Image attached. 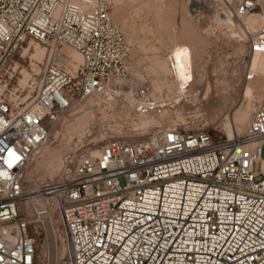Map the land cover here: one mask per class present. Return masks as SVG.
<instances>
[{"label":"built area","instance_id":"obj_1","mask_svg":"<svg viewBox=\"0 0 264 264\" xmlns=\"http://www.w3.org/2000/svg\"><path fill=\"white\" fill-rule=\"evenodd\" d=\"M215 1L242 24L248 52L264 54V0ZM111 7L0 0V54L22 37L49 47L29 103L0 95V264L42 263L20 209L29 199L43 202L39 218L56 216L65 264H264V98L241 136L168 127L135 142L108 136L66 156L37 194L24 192L32 156L79 104L102 98L139 116L163 108L151 83L128 75L131 43Z\"/></svg>","mask_w":264,"mask_h":264},{"label":"rangeland","instance_id":"obj_2","mask_svg":"<svg viewBox=\"0 0 264 264\" xmlns=\"http://www.w3.org/2000/svg\"><path fill=\"white\" fill-rule=\"evenodd\" d=\"M111 6L113 20L131 43L128 75L151 83L167 106L156 114L139 116L122 113L118 105H109L102 98L79 104L54 126L48 141L32 156L25 171L24 192L56 181L66 156L73 157L82 148L95 151L108 136L129 134L128 141L135 142L157 127L210 128L226 137L241 136L264 98V59L258 67L251 64L257 54L248 52L242 24L218 17L224 9L215 0H204L195 10L190 0H111ZM172 42L188 45L193 52L195 78L188 95L181 98L168 68L165 45ZM45 47L49 49L24 37L10 55L0 54V95L20 106L32 100L35 91L30 82L38 80L47 58L36 61L35 55ZM41 204L31 199L20 204L22 214L31 219L40 264H65L56 216L48 215L53 219L49 226L32 213Z\"/></svg>","mask_w":264,"mask_h":264},{"label":"bare ground","instance_id":"obj_3","mask_svg":"<svg viewBox=\"0 0 264 264\" xmlns=\"http://www.w3.org/2000/svg\"><path fill=\"white\" fill-rule=\"evenodd\" d=\"M190 3H191V9L195 10L197 7L204 5V0H190ZM220 16L222 18H224V19L226 18L225 20H229L230 24L234 25V23L231 22V19H233V18H231L230 16L227 18V17H225L222 14V15H219L218 17H220ZM253 22H254V20L248 19V24L249 25H252ZM25 38H27V37H25ZM23 39H24V37H22L21 40H23ZM19 43H18V45H19ZM45 49H46V51H45ZM45 49L44 48H40L37 51V54L35 55V60L36 61H41L45 56H48L49 49H47L46 47H45ZM165 49L168 52L172 53V55H171L172 65H169L168 68L170 69L172 75L175 78L176 83L178 84L177 87L179 89V97L181 98L182 96H187L188 95V87L190 86V84H192V82L194 81V78H195L192 49L188 45L179 44L177 42H172V43L166 44L165 45ZM64 50H66L67 53L70 55L71 59L74 61V64L79 63L78 60H81V55L77 51H75V50H73L71 48H67V47H65ZM72 51H75L73 55L71 54ZM46 52H47V55H46ZM178 52H183V55L178 57L177 56ZM254 54H257V55L252 60L251 64L254 67H258L259 64L261 63V60L264 59V54H262V53H254ZM183 105L187 106L186 103H184ZM165 106H167V105L164 104L163 108ZM151 114H156V113H151ZM148 115H150V114H147L146 116H148ZM170 130H175V129L174 128H170ZM214 132L215 133H220V131H218V130H214ZM37 190L38 189L36 188V189H33V190L29 191V192H35ZM42 207H43V204H41V205L35 207L34 209H32L33 215L36 216L37 215V211L39 209H41ZM41 218L46 220V223L49 226L51 225V223H53V219L51 218L52 219L51 220L48 215H43V216H41Z\"/></svg>","mask_w":264,"mask_h":264},{"label":"snow or ice","instance_id":"obj_4","mask_svg":"<svg viewBox=\"0 0 264 264\" xmlns=\"http://www.w3.org/2000/svg\"><path fill=\"white\" fill-rule=\"evenodd\" d=\"M182 55H183V52H178V53H177V56H178V57H180V56H182ZM9 154H10V155H13V156L15 155L14 153H11V152H10Z\"/></svg>","mask_w":264,"mask_h":264}]
</instances>
